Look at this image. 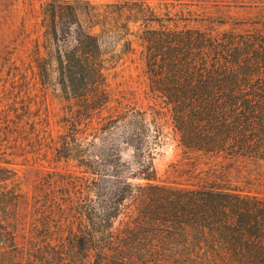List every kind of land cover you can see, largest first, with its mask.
Returning <instances> with one entry per match:
<instances>
[{
  "label": "trees",
  "instance_id": "trees-1",
  "mask_svg": "<svg viewBox=\"0 0 264 264\" xmlns=\"http://www.w3.org/2000/svg\"><path fill=\"white\" fill-rule=\"evenodd\" d=\"M182 3L40 0L37 72L64 102L54 136L42 129L54 165L31 198L11 165L21 126L0 108V264H264V17L230 22L198 4L190 18ZM129 54L142 78L113 106L106 63ZM146 113L167 114L192 154L188 182L158 178L141 146ZM117 129L144 157L135 172L116 168ZM61 202L78 205L75 223L55 220Z\"/></svg>",
  "mask_w": 264,
  "mask_h": 264
},
{
  "label": "rangeland",
  "instance_id": "rangeland-1",
  "mask_svg": "<svg viewBox=\"0 0 264 264\" xmlns=\"http://www.w3.org/2000/svg\"><path fill=\"white\" fill-rule=\"evenodd\" d=\"M182 6L188 10L196 8V5H206L214 12V15L228 19L230 22L240 20L252 24L259 18L264 17V0H181ZM40 0H0V108L6 110L10 120L17 119L21 126L18 155L12 162L21 180V189L24 194L31 196L40 188V174L44 169L50 168L54 162L49 158L50 153L46 151L45 159L43 150L46 149L47 135L46 120L51 136H54L58 127L56 113L64 102L59 99L57 90L48 84L45 88L37 72L33 54V40L36 33L37 9ZM25 29L21 28V16L28 10ZM187 16L194 17L196 11H186ZM107 56V55H105ZM106 77L114 90L112 100L113 106L118 105L117 99L124 88L129 89L136 85V79L142 78L141 61L135 54L121 56L115 63H106ZM51 82V80H49ZM46 85V84H45ZM117 95V96H116ZM128 103L125 107L129 106ZM112 106V108H113ZM75 107L74 103L71 105ZM111 109V108H110ZM147 112L148 109H147ZM17 116V118L15 117ZM147 123L142 147H147L152 156V165L159 179L165 181L188 182L186 181L188 167L186 162L192 158V154L183 151L177 141V135L171 126L167 114H160L154 122L150 113L145 114ZM94 122L83 125L80 123L82 132H90V126ZM84 128V129H83ZM120 129V128H119ZM117 129L109 135L112 149L117 160V167H128L129 172H135L141 166L144 157L136 155L134 148L124 142ZM38 133V135H36ZM144 151V153L148 151ZM147 159V158H145ZM58 166L64 168L78 169L71 161L67 163L60 161ZM105 175L99 179L100 185L108 186L115 178L109 174L111 168L103 166ZM262 183H264V163L262 164ZM132 182L138 181L135 177H129ZM191 180V179H190ZM264 192V187L260 190ZM64 207L68 214L61 219L63 222H76L71 212L78 209V205L58 204ZM122 209L131 208L130 204L124 202Z\"/></svg>",
  "mask_w": 264,
  "mask_h": 264
}]
</instances>
